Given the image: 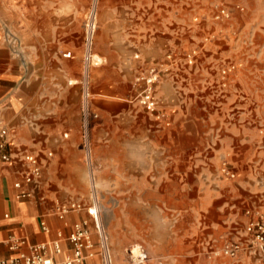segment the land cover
I'll return each mask as SVG.
<instances>
[{
	"label": "crops",
	"instance_id": "obj_1",
	"mask_svg": "<svg viewBox=\"0 0 264 264\" xmlns=\"http://www.w3.org/2000/svg\"><path fill=\"white\" fill-rule=\"evenodd\" d=\"M176 1H100L93 50L102 64L90 76V90L97 95L90 110L97 111L99 119H91L89 137L101 189L116 191L115 203L140 207L147 264H256L245 252L220 261L206 252L216 239H235L241 233L247 210H264V176L260 184L259 176L243 164L246 151L264 143L262 102L254 99L246 114L237 93L213 97L217 74L210 51L199 56L193 68L173 66L168 56L194 34L180 20ZM253 1L259 5L260 0ZM82 12L78 0H0V128L7 130L5 151L12 158L0 164L3 257L17 253L9 249L10 240L23 238L26 244L18 250L45 243L47 255L63 259L71 252L67 237L72 224L86 219L94 255L81 264H102L85 210L70 211L63 218L55 211L58 203L81 200L79 193L87 187L78 83L83 32L76 27ZM10 35L16 37L17 49ZM65 51L70 57L63 56ZM153 63L166 69L155 92L158 109L167 114L164 121L121 98L131 93L136 74ZM24 154L39 160L40 175L31 183L23 179L30 167ZM226 154L236 163L230 168L236 178L230 181L220 176L219 159ZM16 182L21 187H15ZM22 191L29 195L18 197ZM166 207L186 230L181 232L183 245L178 227L173 229L164 219ZM180 207L185 216L175 215ZM200 214L205 216L203 224ZM236 219L243 220V226L226 234L237 230V224L231 228ZM199 224L207 231L201 238ZM114 262L119 264L116 257Z\"/></svg>",
	"mask_w": 264,
	"mask_h": 264
},
{
	"label": "rangeland",
	"instance_id": "obj_2",
	"mask_svg": "<svg viewBox=\"0 0 264 264\" xmlns=\"http://www.w3.org/2000/svg\"><path fill=\"white\" fill-rule=\"evenodd\" d=\"M100 1L101 0H97V22L99 19ZM91 2L92 0H78L79 6L83 7V12L79 15V20L76 23L77 30L79 31L83 32L84 17ZM176 4V10L179 13L180 20L185 24V29L189 27V30H194V34H191L192 37L187 35L188 39H186V44L180 49L179 52H176V54L171 53L169 59H171L173 66H178V68H193L197 63H199V56H202V54L206 55V51H210L212 55H215L214 59H216V63L214 64L213 70H215L217 74L212 84L215 95L213 97L218 96L219 98H223L225 95L229 94L230 91L233 94L237 93L239 95V99L243 101V108L246 107V114L251 112L252 101L258 98L259 101L262 102V107L260 108L259 113L264 118V0H260L259 5H256L253 0H177ZM220 8H223L227 11V16L216 19L215 15ZM66 47L70 48V46ZM191 49L196 50V55L194 57L195 59L193 63L191 65H188L184 61V54ZM80 50L82 51V53L79 51L82 57L81 71H83V42L81 44ZM211 62L212 60H209V63ZM213 63H211V65H213ZM100 65L90 67V75L88 79L89 90L91 71L94 74L96 67H100ZM151 65L160 64H150L146 66L143 71H140L138 74H136L131 83V93H126L121 96L125 103L139 106L134 98L135 95L139 92L141 83L136 82V78L139 75H143L147 68ZM229 65H232L234 68L228 71ZM224 68L227 69V71L226 73L222 74V70ZM71 69L73 70L74 66H72ZM160 80L158 81V83L160 82ZM81 81L82 74L78 79V83L82 87ZM239 88L241 89V91L239 90ZM94 97H97V95H95L94 91L91 92L90 90L89 107L90 103L91 105L94 104ZM141 109L145 113H147L142 107ZM91 111L97 113L98 116L97 118H90V121L91 119L98 120V112L94 111L93 109ZM230 114H235V111H231ZM263 132L264 131L262 130L260 133ZM89 145L91 150L90 162H87L84 158V166L87 174V187L84 191H81V193H79V196L82 197L81 200L85 202H91L93 198H95L102 228L108 236L113 258L116 257L119 264L123 262L124 249L130 245L142 243L141 245L146 249L149 255V249L142 242V240L144 241L146 231L143 228V223L139 222L138 211L140 207H130L115 203L114 196L116 191L101 189L102 181H100V179L98 178L100 172L95 167L93 156L94 150L90 137ZM81 149L83 151V155L85 156L82 143ZM244 157L245 162L243 164H246V166L250 168L251 172L259 176L258 182L261 184L260 181L262 180H260V177L263 178L264 176V143H260V147H257L256 150L249 149L248 151H246ZM219 161L221 179L226 181L235 179V173L234 177H228L222 172V167L224 164L227 165L229 169L233 164L236 165V163L232 161L231 156H228V154H226V156H222ZM181 208L182 207H180V213L175 215H178L180 217L186 215L181 212ZM163 210L164 219L166 221L168 220L170 227H173V229L176 226L178 227V232H180L179 245H183L184 241H181L183 240L181 232L186 230L180 225V222H176L175 218L172 216V210L170 209V207H166V209ZM199 218L203 219L202 224L206 222L204 215L200 214ZM243 222L244 221L240 219L232 221L231 228H233V224H237V230H227L225 233L228 234L229 232H237L243 226ZM196 228V231L200 235V238L207 234L205 225L203 227H200L199 224V226L196 225ZM226 237L227 238H225L224 236L216 239V243L214 244V246H221L226 239L230 238V235H226ZM200 242V246H204L205 241L201 239ZM202 255V259H208L204 256V252ZM215 259L218 261L232 260V258L225 256H217L216 258H214V260Z\"/></svg>",
	"mask_w": 264,
	"mask_h": 264
},
{
	"label": "built area",
	"instance_id": "obj_3",
	"mask_svg": "<svg viewBox=\"0 0 264 264\" xmlns=\"http://www.w3.org/2000/svg\"><path fill=\"white\" fill-rule=\"evenodd\" d=\"M227 16V11L220 8L215 15L216 19ZM97 0H92L89 8L86 11L83 23V71H82V91H83V106H82V139L85 153V159L90 162V145H89V124L90 118H97V113L92 112L89 107V70L91 66H97L102 63L101 57L93 50L94 36L97 30ZM10 44L17 49L18 41L15 36H9ZM16 52V51H15ZM71 52L65 51L64 57H70ZM196 50L191 49L184 54V61L191 65L194 61ZM170 58V55L168 56ZM234 68L228 66V71ZM165 66L151 65L147 68L143 75L136 78V82L141 83L139 92L135 95L134 100L155 120H165L166 112L158 109L157 101L154 97L155 88L160 80L162 73L165 72ZM227 69L222 70V74L226 73ZM7 130L0 128V164L10 161L12 158L5 151V135ZM51 155V153H48ZM23 160L30 164V167L23 174V179L26 183L33 182L40 175L39 160L36 155L24 154ZM222 172L228 177H234L227 165H223ZM15 187H21L19 182L14 184ZM29 195V192H21L18 197ZM96 200L85 202L83 200H71L65 203H58L55 207L56 214L59 218H63L70 211L85 210L90 217L95 233L97 236V244L99 247L98 253L102 264H117L114 262L112 251L109 244L107 234L104 232L99 213L96 207ZM246 223L240 234L235 239H226L221 246L209 244L207 248L208 256H225L236 259L241 252H245L256 264H264V210H247L245 212ZM43 229L46 225L41 223ZM89 221L86 219L75 221L72 224L71 231L68 234V241L71 245V252L63 259L54 260L47 255L46 250L48 245L45 243L29 244L28 251L18 250L21 245L26 244L23 238L10 240L9 249L17 250V253L11 256H0V264H81L86 256L94 255V240L88 228ZM56 252L60 251L58 243H52ZM123 262L120 264H147L149 255L146 249L141 244H134L126 247L123 251Z\"/></svg>",
	"mask_w": 264,
	"mask_h": 264
}]
</instances>
